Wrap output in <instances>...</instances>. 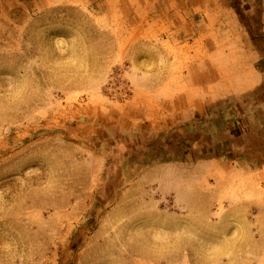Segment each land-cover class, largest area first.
Returning a JSON list of instances; mask_svg holds the SVG:
<instances>
[{"label":"rangeland","instance_id":"1","mask_svg":"<svg viewBox=\"0 0 264 264\" xmlns=\"http://www.w3.org/2000/svg\"><path fill=\"white\" fill-rule=\"evenodd\" d=\"M253 68L264 0H0V264H264Z\"/></svg>","mask_w":264,"mask_h":264},{"label":"bare ground","instance_id":"2","mask_svg":"<svg viewBox=\"0 0 264 264\" xmlns=\"http://www.w3.org/2000/svg\"><path fill=\"white\" fill-rule=\"evenodd\" d=\"M223 56H224V54H223ZM220 71H221V73H224L225 75L220 74V75L212 76V79H214V80L217 79L219 84L224 86V87H231V88L237 90L239 88H243V86L247 85L250 82V79L244 70V66L242 64H238L237 61L233 62L229 67L220 68ZM208 73H209V71H208ZM208 73L204 74L202 76L204 78L208 79V76H207ZM191 80L197 81V78L194 77V75H192ZM176 108H177V106H176Z\"/></svg>","mask_w":264,"mask_h":264},{"label":"crops","instance_id":"3","mask_svg":"<svg viewBox=\"0 0 264 264\" xmlns=\"http://www.w3.org/2000/svg\"><path fill=\"white\" fill-rule=\"evenodd\" d=\"M209 18H211L210 16H209ZM211 23H215L213 20H211ZM237 23V22H236ZM236 30V29H235ZM214 37H216V35H214ZM214 37H212V35L211 34H208V43H210V39L212 40ZM241 40V39H240ZM246 46H247V48L248 47H250V45L248 46L247 44H246ZM211 47L212 48H214V49H212V50H215V46H213L212 44H211ZM244 48V47H243ZM208 50H210V45L208 46ZM243 66H244V70H245V72L247 73L248 71H249V69L247 70V68L245 67V63H243L242 64ZM252 69H250V71H251ZM260 71V70H259ZM252 73H253V78H251V79H253L254 80V77L256 78V80H258L257 78H261V77H263L264 76V74H261V73H259L255 68H253V70H252ZM259 85V83H257L256 81L253 83L252 81H250L247 85H245V86H243V88H239V89H237L238 91H242V90H246V89H249V88H253V87H257ZM233 92H235V90L233 91Z\"/></svg>","mask_w":264,"mask_h":264},{"label":"trees","instance_id":"4","mask_svg":"<svg viewBox=\"0 0 264 264\" xmlns=\"http://www.w3.org/2000/svg\"><path fill=\"white\" fill-rule=\"evenodd\" d=\"M152 154V153H151ZM151 159V161L150 162H152V161H154V160H156V157H155V155H151V157H150Z\"/></svg>","mask_w":264,"mask_h":264}]
</instances>
